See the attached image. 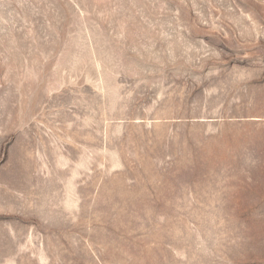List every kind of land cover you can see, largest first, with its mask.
I'll list each match as a JSON object with an SVG mask.
<instances>
[{
    "label": "rangeland",
    "instance_id": "1",
    "mask_svg": "<svg viewBox=\"0 0 264 264\" xmlns=\"http://www.w3.org/2000/svg\"><path fill=\"white\" fill-rule=\"evenodd\" d=\"M0 264H264V0H0Z\"/></svg>",
    "mask_w": 264,
    "mask_h": 264
}]
</instances>
